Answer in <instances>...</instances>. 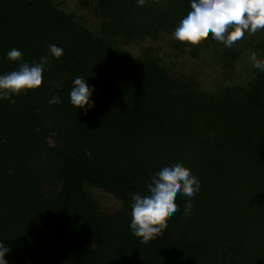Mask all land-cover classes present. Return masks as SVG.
Returning a JSON list of instances; mask_svg holds the SVG:
<instances>
[{
	"label": "trees",
	"instance_id": "1",
	"mask_svg": "<svg viewBox=\"0 0 264 264\" xmlns=\"http://www.w3.org/2000/svg\"><path fill=\"white\" fill-rule=\"evenodd\" d=\"M87 1L126 38L144 33L149 20L177 25L188 7V0ZM73 15L50 0H0V73L38 61L50 43L63 49L41 85L15 94V103L0 99L8 264H264V72L256 70L240 95L200 90L156 58L130 57ZM13 47L19 60L4 56ZM76 76L94 86L87 112L69 102ZM52 94L61 103L48 104ZM176 156L200 191L177 193V210L142 242L128 226L130 194L143 193L151 173ZM92 187L122 208L103 212Z\"/></svg>",
	"mask_w": 264,
	"mask_h": 264
},
{
	"label": "clouds",
	"instance_id": "2",
	"mask_svg": "<svg viewBox=\"0 0 264 264\" xmlns=\"http://www.w3.org/2000/svg\"><path fill=\"white\" fill-rule=\"evenodd\" d=\"M143 5L145 0H136ZM264 29V0H188L186 13L182 14L178 24L172 30V38L189 44H196L201 38L211 34V38L225 47L244 36ZM48 53L39 60L33 59L19 63L16 69L0 73V99L15 103L13 96L25 89H35L41 85L45 68L50 66V58H59L63 49L56 44H48ZM5 58L19 60L22 51L13 47L6 51ZM252 67L264 72V57H258L255 51L250 53ZM94 86L86 78L76 76L68 90L69 102L85 112L92 108L91 99ZM48 104L61 103V97L52 94ZM200 191V180L181 162L179 156L162 162L150 175L143 193L133 192L131 200L130 231L147 242L160 232L165 217L177 210L174 202L177 193L192 197ZM193 204L189 199L185 203L182 215H191ZM10 248L0 240V264H8L5 254Z\"/></svg>",
	"mask_w": 264,
	"mask_h": 264
},
{
	"label": "rangeland",
	"instance_id": "3",
	"mask_svg": "<svg viewBox=\"0 0 264 264\" xmlns=\"http://www.w3.org/2000/svg\"><path fill=\"white\" fill-rule=\"evenodd\" d=\"M50 1L60 11L73 13L76 25L94 30L107 39H116L130 57L140 59L147 55L156 58L171 75L183 78L200 90L240 95L259 75L251 66L250 53L255 51L258 57H264V48L258 47L264 44V29L245 33L231 47L212 39L210 33L196 44H189L172 38L176 25H170L173 22L168 18L165 20L167 28H158L163 20L158 23L149 20L144 33L138 31L126 38L113 35L111 31L116 28L112 20L95 11L87 0ZM196 46L198 50L194 52ZM89 191L103 212L112 214L122 208L120 199L112 193L99 187H92Z\"/></svg>",
	"mask_w": 264,
	"mask_h": 264
}]
</instances>
